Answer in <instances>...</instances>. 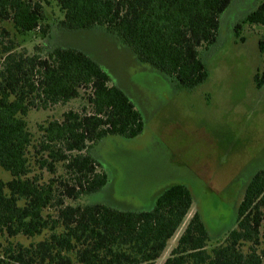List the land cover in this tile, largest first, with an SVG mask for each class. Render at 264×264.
Returning a JSON list of instances; mask_svg holds the SVG:
<instances>
[{
  "label": "trees",
  "instance_id": "obj_1",
  "mask_svg": "<svg viewBox=\"0 0 264 264\" xmlns=\"http://www.w3.org/2000/svg\"><path fill=\"white\" fill-rule=\"evenodd\" d=\"M53 1L62 27H104L140 62L194 90L209 79L202 49L217 43L221 16L233 0ZM51 3L0 0V21L12 22L20 35L46 36L44 8ZM243 23L264 28V2ZM259 46L264 57V39ZM12 50L3 49L0 63V170L10 176L0 177V264H155L194 204L186 185H173L152 208L139 211L79 202L109 182L89 149L109 137H139L140 110L83 51ZM255 81L257 88L264 86V61ZM79 99L86 101L80 111L39 126L35 146L29 113ZM33 146L42 155L40 169L51 174L46 181L34 174ZM214 239L197 211L163 264H264V169L246 185L232 228Z\"/></svg>",
  "mask_w": 264,
  "mask_h": 264
},
{
  "label": "rangeland",
  "instance_id": "obj_2",
  "mask_svg": "<svg viewBox=\"0 0 264 264\" xmlns=\"http://www.w3.org/2000/svg\"><path fill=\"white\" fill-rule=\"evenodd\" d=\"M51 2L44 8L46 36L39 31L20 35L12 22L0 21V63L5 47L28 55H42L58 47L78 49L109 72L112 83L127 93L144 119L139 137H109L89 149L109 182L79 202L145 210L165 190L184 184L194 204L155 264H163L169 257L197 211L214 240L220 241L235 223L246 185L264 169V86L255 84L264 61L259 46L264 28L243 23L264 0L232 1L221 16L217 43L202 49L209 79L194 90L179 87L175 79L140 62L131 48L104 27H62L63 15ZM237 26H241L239 34ZM84 103L79 99L48 110H32L27 120L34 145L39 146L40 125L61 119L70 110L80 111ZM30 150L34 174L48 180L50 172L38 165L41 153L34 146ZM57 171H62L60 165ZM0 177L10 179L1 170Z\"/></svg>",
  "mask_w": 264,
  "mask_h": 264
}]
</instances>
